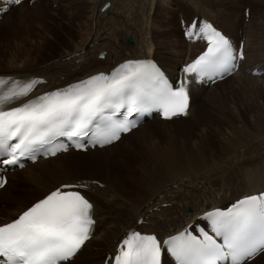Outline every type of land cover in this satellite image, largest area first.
<instances>
[{
	"label": "bare ground",
	"instance_id": "obj_1",
	"mask_svg": "<svg viewBox=\"0 0 264 264\" xmlns=\"http://www.w3.org/2000/svg\"><path fill=\"white\" fill-rule=\"evenodd\" d=\"M27 1H23L13 9L23 8ZM62 1L65 2L68 18L82 16L80 7L74 0ZM160 1L100 0L94 17L92 18L89 10L87 19H82L85 22L76 43L71 46L72 50L69 46L64 49V53L54 57L53 61L46 65L35 66L36 64L33 63L19 61L9 65L8 68H0L2 72L13 70L4 74L0 73V75L15 76L27 80L31 79L30 77L43 78L45 83L40 86L38 93L65 88L92 75L108 73L118 64L129 60L152 58L169 74L175 75L180 66L192 59L202 48L199 44H191L183 39L179 18L175 21L176 14L179 15V12L186 17L187 23L200 14L199 16L213 22L224 34L232 37L235 41H244V60L237 73L219 84L215 83L216 85L214 84L210 92L207 93L204 105L213 106L222 103L224 96L218 94V91H214L217 86L227 85L229 86L227 93L234 94L237 90H231L233 84L228 82L235 79L234 85L241 86L245 81H249L251 75H244L247 68L250 74L254 69L264 71V48L262 53L256 45L249 41L256 39L257 45L264 47V21L257 25L254 20L250 22L252 12L254 16L256 12L260 11H249L250 26L245 33L241 20H237L239 16L235 15L241 9L242 18H245V7H242L243 0H227L221 5L222 7L219 6L223 9V11L220 9L221 14L217 10L215 11L216 5L213 0ZM216 1L218 2V0ZM48 2V0H37V5L33 10L38 12L37 7L40 8V5ZM251 2L254 9L264 5V0H250ZM106 3L110 6L103 10ZM246 4L249 5V3ZM132 8L137 11V15L127 18ZM176 8L179 10L177 11ZM233 10L237 11L234 13ZM11 12L3 16L0 24L7 19ZM31 15L32 13L21 10L18 18L26 21L31 18ZM104 15L109 16L104 17ZM223 15L225 17L222 19ZM261 16L264 17V14ZM157 17L159 18L158 23L156 22ZM20 21L19 19L18 22ZM258 21L260 20L258 19ZM230 26L234 27L235 31ZM172 28L175 30L173 31ZM230 30L234 32L232 31L233 33L230 34ZM237 30H241V35ZM126 37L129 38V42L124 43ZM164 38H168V41L162 40ZM100 54L104 56L97 57ZM261 77L264 78V75ZM262 84H264V80ZM204 90L199 87L191 89L192 101L188 109L189 119L179 118L169 122L157 119L146 121L125 137H121L115 144L107 148L87 151L85 153H88L87 156L108 152L107 156L101 155L97 159H88L89 163L94 161L100 168L105 169H108L106 164L111 162L112 169L117 172L114 175L106 176L107 180L99 182L98 179L87 176H69L79 168L72 166V163L81 165L83 163L81 157H85L84 153L73 151L57 155L52 159L38 160L21 171L9 174L7 184L0 190V195L4 191H9L10 195L4 203L5 207L0 209V215L5 217L6 222L65 183H86L85 194L94 206L95 229L92 238L67 264H104L107 254L114 251L116 244L130 229L142 233H153L163 241L169 236L182 232L185 227L195 222L198 216L206 211L225 208L233 201L264 192V142L260 146H256V143L264 136V119H258V116L264 117V109L255 101L258 92L261 91L260 88L250 90L252 100L248 109L252 112L255 111L253 125L247 127L238 112L235 115V120L229 123L226 132L218 130L212 133V136L217 140V146L216 148L211 147L209 153L206 151V134L202 129L199 132L201 134L197 133L195 135H198L197 139L191 144L185 141L186 138L181 137L185 133L183 128L190 129V125L198 113V110L195 111L193 106L205 96ZM245 93L247 94L248 90ZM261 93L264 94V92ZM34 96L33 94L32 97ZM151 124L158 126L154 127L158 129L157 133L162 135L163 140L159 139L155 132L153 134H149L151 133L149 131L146 132L145 128ZM184 124L187 125L184 126ZM178 125L184 127L176 129L174 126ZM134 135L133 143L124 142V138L130 140ZM185 144L189 149L183 148ZM121 147L123 148L122 152L118 151ZM242 148L243 151L239 152L238 149ZM229 149H232L236 155L227 158L219 155L226 153ZM68 154L78 155L80 160L78 159L76 162L68 158ZM241 157H244V160L241 161L246 163L245 166H252V171L242 173V177L238 175L228 179L218 175L216 166H220V168L234 167ZM245 157L248 158L245 159ZM98 162H102L106 166H102ZM128 162L130 165L126 167V173L122 175V165L125 166ZM133 162L136 164L132 166ZM17 177L24 182L23 186L17 184L19 183ZM188 207L192 208H189L190 214L187 212ZM139 222L140 224H138ZM90 243L94 244L95 249L88 251ZM83 255L89 257L91 262H81L80 259ZM263 256L264 253H261L249 264L257 262ZM163 261L164 264H170L165 258Z\"/></svg>",
	"mask_w": 264,
	"mask_h": 264
},
{
	"label": "snow or ice",
	"instance_id": "obj_2",
	"mask_svg": "<svg viewBox=\"0 0 264 264\" xmlns=\"http://www.w3.org/2000/svg\"><path fill=\"white\" fill-rule=\"evenodd\" d=\"M185 35L207 44L183 68L185 74L212 79L235 68L232 43L210 23L192 22ZM40 83L0 77V166L5 170L23 167V158L66 151L70 145H58V137L76 140L77 148L84 146L79 141L85 137L101 146L119 140L135 127L128 119L133 113L156 108L165 119L187 115L186 81L169 83L147 60H129L108 74L29 98ZM6 183L0 178V188ZM86 187L65 183L10 222L0 223V264H67L75 257L94 225V206L81 191ZM204 218L211 234L200 229L195 236L185 230L161 241L155 234L129 231L107 264H161L165 246L176 264H247L264 252V193L248 195L226 212H207Z\"/></svg>",
	"mask_w": 264,
	"mask_h": 264
},
{
	"label": "rangeland",
	"instance_id": "obj_3",
	"mask_svg": "<svg viewBox=\"0 0 264 264\" xmlns=\"http://www.w3.org/2000/svg\"><path fill=\"white\" fill-rule=\"evenodd\" d=\"M48 1L49 2L47 4L45 3V4L40 5V8L37 7L39 9L38 12H37V10L36 11L33 10L34 7H36V5H37L36 4L37 0H34L33 2L27 1L24 3L23 8L13 9L12 12L9 11L11 13L8 14L7 19L2 24H0V68H5V67L8 68L11 65H13L14 63H17L19 61H24V62L26 61L29 63H33V64H36L35 66L41 65V64L46 65V64H49L51 61H53L54 57H58L60 54L64 53V49L68 48L69 46H70V50H72L71 46L76 43L77 37H79L80 32H81V28L83 27V23L85 22L84 20L87 19L86 17L89 16V10L91 11V14H92L91 16L93 18L95 15V12H96V7H97L100 0H93V1L92 0H90V1L85 0L84 2L82 0H74L76 5L78 4L77 6L80 7V12H81L82 16L81 17L75 16L72 18H68V14H67V10H66V6H65L64 1H62V0H48ZM162 1L163 0H161L160 2H162ZM222 1L218 0V2H217L216 0H213V2L216 5L215 11L217 10L219 13H220V9H221V11H223V9L220 8V7H222L221 5L223 3H225L227 0H222ZM94 2H95V4H94ZM243 2H244V4L242 5V7H245V9H248L251 12L252 11L256 12V10L260 11V12H256L257 14L255 13L256 15L254 14V16H253V12H252V14H251L252 17H251L250 22H252V20H254V23L257 25L260 22L264 21V20H262V19H264V17L261 16L264 14V9H263L264 5L261 6L260 8L254 9L253 3L252 2L250 3V0H245V1L243 0ZM246 3H249V5H247ZM89 6H90V8H89ZM250 8H251V10H250ZM258 9H260V10H258ZM261 9H262V11H261ZM21 10H24V12L26 11L28 13L29 12L32 13V15L30 16L31 18L26 20V21H23L21 18H18L19 15L21 14ZM176 10L178 11L179 8H176ZM134 11H135V13H134ZM236 11H234V13ZM33 12H35V13H33ZM222 14H223V12H222ZM132 15L133 16L137 15V11L133 8H132V11L129 12L127 18H130V16H132ZM199 15L200 14H197L196 16L201 17ZM235 15L239 16V17H237V20L238 21L241 20L242 27L245 28L244 32L246 33L247 32L246 30H248L249 26H250L249 21H248L249 17L247 18L245 15V18H242V10L241 9H240V11L236 12ZM108 16L109 15H104V17H108ZM176 16L177 17H176L175 21L179 17H181L184 20H187L186 17L183 16L180 12H179V15L176 14ZM222 17L224 18L225 16L223 15V16H221V18ZM19 19L21 20L20 22H18ZM82 19H84V20H82ZM258 19L260 21H258ZM156 22L157 23L159 22L158 17L156 18ZM230 27L233 30L235 29L232 26H230ZM175 29L172 28L173 31ZM149 30H150V28H149ZM232 31L230 30V34H232L235 30L233 32ZM237 31H238V34L241 35L240 34L241 30H237ZM126 38H124V43H126ZM162 40H164L166 42V41H168V38H164ZM249 41L253 45H256L258 50L263 53L264 47H262V45H257L258 42L256 39H250ZM263 46H264V44H263ZM97 57H100V56H97ZM100 58H102V57H100ZM93 66H94V64H93ZM30 69H33V68H30ZM10 71H13V70H7L6 72L8 73ZM6 72L0 71V73H2V74L6 73ZM244 75H248V76L251 75L250 72L248 71V68L244 72ZM263 75L264 74H262L260 76L251 75L250 80H253L254 82L250 81V80L249 81L247 80L248 82L245 81V83L241 85L244 88H242L239 85L238 86L234 85L235 79H231L228 82L231 85L233 84L231 90L235 89L238 91V92L236 91L232 95L227 93L229 86H227V85H224L223 87L217 86L216 90H214V91H216V92L218 91L217 92L218 94H220L221 96H224L222 103L219 105L209 106L210 104L209 105L203 104L207 93L210 92V90H211V88H213V86L211 88H205V90H204L205 96L202 97L200 102H198L197 104H195L193 106V109L195 111L198 110V113L195 116V118L193 119L192 125H190V129H188V127L183 128L187 124H184V126L178 125V126H174V127L176 129H182L183 128L185 133L183 136L181 135V137L183 139L186 138L185 141L188 144H191L192 142H194L197 139V136L199 134H201V133H199L200 129H202V131L206 134V137H205V142L207 141L206 151L209 153V150L211 147L216 148V146H217V142H216L217 140L212 136V133L216 132L218 130H220L222 132H226L227 128L229 127V123L231 121L235 120L234 119L235 115L238 112L241 115V118L247 124V127H250L253 125V123H254L253 119H254V112L255 111L252 112L248 109V106L249 105L251 106L250 102L252 100V93L250 92V90H256L257 87L260 88L261 91L258 92L257 97L255 98V101L258 104H260V106L264 109V94L261 93V92H264L263 91L264 90V84H262V81L264 80V78L261 77ZM242 78H244V77H242ZM256 82H257V84H256ZM235 86H237V87L235 88ZM225 89H226V91H225ZM247 90H248V93L246 94L245 91H247ZM216 92H214L215 95H216ZM187 119H189V118H187ZM258 119L263 120L264 117L258 116ZM154 126L158 127V126L153 125V124L147 126L145 128V130H147L146 132L147 133H148V131L151 132L149 134H153V132H155L157 134L158 138L163 140L162 135H160V134L158 135V133H157L158 129L155 128ZM197 133H198V135L195 136ZM262 139H264V136ZM262 139L258 143H256V146H260L264 142V140H262ZM134 140H135V135L132 136L130 138V140H129V138L128 139L124 138V142L129 141V143H133ZM183 148L189 149L187 144H185L183 146ZM243 148L238 149V151L239 152L243 151ZM118 151L122 152L123 148L121 147ZM72 154H68L69 157L68 156H66V157L78 162L79 156L78 155L74 156ZM87 154H85V157H81V161L83 162L81 165L78 163H72V166H74V167L77 166L79 168H77L78 170H75L77 173L76 172H74L73 174L71 173V175H69V176H87V177H91V178L96 179V180L98 179L99 182H102L104 180H107L106 176L116 174L117 170L115 171V169H112L111 164H110L111 162L106 164L108 166H106L102 162H98V163H101L102 166L108 167V169H105V168H100V166L95 164L94 161H92L91 163H89V161H88V159H97V158L101 157V155L107 156V155H109L108 152H105L102 154L100 152V153L94 154L92 156H90V154L87 156ZM219 155L224 157V158H227V157H233L236 154L233 153L232 149H229V151H227L226 153L219 154ZM246 158H248V157H245V159ZM102 160H104V159H102ZM213 160L215 161V159H213ZM213 160H211V161H213ZM241 160L243 161L244 157H241L239 159V161L237 162V165L234 167L220 168V166H216L217 168L216 167L215 168L218 172V175L220 177L228 179V178H234L238 175H239V177H242V173H247L248 171L249 172L252 171V166H249V167L245 166L244 164H246V163L242 162ZM76 164H78V165H76ZM134 164H136V162H133L132 166ZM247 164H248V162H247ZM128 165H130V162L126 163L125 166L122 165V175L124 173H126V167ZM242 167H244V168H242ZM243 169L244 170L246 169L245 172ZM231 173H233V174H231ZM18 175H20V174H18ZM222 175H224V176H222ZM18 178L19 177H17V179ZM98 181H95V182H98ZM18 182L19 183H17V184L19 186L24 185V182L21 180V178H20V180L18 179ZM11 191H13V190H11ZM9 195H10L9 191H4L0 195V209L5 207L4 203L6 202V200H8ZM189 208L192 209L191 207H188V210H187L188 213H189ZM93 245H94L93 243L92 244L90 243L89 247L87 248L88 251L95 249L93 247ZM97 259H99V258H97ZM80 261L83 263L84 262L90 263L91 259L89 257L83 255L82 258L80 259ZM252 264H264V256L261 259H259L257 262H255V263L253 262Z\"/></svg>",
	"mask_w": 264,
	"mask_h": 264
},
{
	"label": "water",
	"instance_id": "obj_4",
	"mask_svg": "<svg viewBox=\"0 0 264 264\" xmlns=\"http://www.w3.org/2000/svg\"><path fill=\"white\" fill-rule=\"evenodd\" d=\"M126 40H128V38H126Z\"/></svg>",
	"mask_w": 264,
	"mask_h": 264
}]
</instances>
